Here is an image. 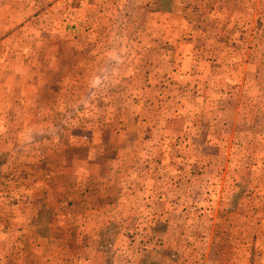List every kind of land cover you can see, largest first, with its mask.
Here are the masks:
<instances>
[{"label": "rangeland", "instance_id": "374dc122", "mask_svg": "<svg viewBox=\"0 0 264 264\" xmlns=\"http://www.w3.org/2000/svg\"><path fill=\"white\" fill-rule=\"evenodd\" d=\"M0 18L9 67L31 68L6 96L0 226L14 250L37 243L19 229L38 178V208L59 215L44 262L68 261L84 223L125 264H264V0H0ZM68 193L82 197L73 209ZM87 206L94 221L79 219Z\"/></svg>", "mask_w": 264, "mask_h": 264}, {"label": "crops", "instance_id": "0c3cea01", "mask_svg": "<svg viewBox=\"0 0 264 264\" xmlns=\"http://www.w3.org/2000/svg\"><path fill=\"white\" fill-rule=\"evenodd\" d=\"M12 26L13 24H11L10 19L7 18V20L3 21L0 18V35H3V33L6 34V31L11 29ZM3 37H5V35L0 37V206H1L0 211L1 212L3 211L5 219L8 218L10 220L11 219L10 214H8L9 216L6 215L8 206L11 203V198L8 194V189L10 188L6 186L7 184V182L5 181L6 177H4L3 175L9 170L10 165L9 164L7 165L6 162H8L7 158H9L13 152L10 149L9 144L11 142L10 137L12 136L11 128L13 124V117L11 116V113L13 110L12 105L14 104V102L11 99L10 95L8 98H6V96L14 88H27L28 71L31 68H29L28 66L27 67L25 66V71H24V69L23 70L22 69H12L9 67L10 60L8 58L6 50H4L3 48L5 45V41H3ZM33 68L36 69L38 68V66L35 65V67ZM14 83H16L17 85H14ZM41 87L43 88L48 87V84L44 85V81H43V83L41 84ZM19 106H20L19 111H21L22 113L20 114V117L23 119L21 123L25 122V124H28L30 118H28L27 111H26L27 103L21 100L19 101ZM36 107H38V103H36ZM22 137L23 139H26L27 135L23 134ZM21 141L23 140L21 139ZM88 157L90 159V158H93L94 155H91V153H89ZM89 161H93V160L90 159ZM74 165L75 164H73L70 167L71 171H74L76 169ZM23 166H25L26 168L25 171L27 172L28 171L34 172V173L43 172L42 168L38 170V167H36V169H33L26 165H23ZM86 171L88 172V170ZM73 173H75V171ZM74 176H76V174L72 175L71 177L73 184L74 182H76V180L74 179ZM89 180H93V178L90 177ZM25 183L26 185L22 189L24 188H26V190L28 188L35 189L36 192L33 198H31V195H29V197L25 196V197H21L20 199L24 201L23 204H26L27 201H29L30 203L34 202V204L36 205V210L30 216H27V218H24L25 227L20 228L19 230H20L21 236L23 235V238H29V240L30 238H35L37 243L35 244V247L33 249H30L28 248V246H26V242H25V244L22 245L21 248L19 249V252H17L18 249L14 250V246H17V245L16 244L12 245V241H11V239L13 240L12 227H10L9 225L7 226L4 225L1 228L0 226V254H3L4 256L2 260L3 262L0 264H62L63 260L60 261L57 257L53 259V256L51 258L46 256L45 258L46 262H44V254L46 252H49L50 250L55 251V249H58L57 247L58 245L53 242H57L59 240L57 239L58 237L54 235V233H51V234L45 233L43 229L45 227V221H50L49 223L50 231L51 229H54V228L57 230V226L59 225L58 224L59 221H57V219L59 215L53 214L50 218L49 217L45 218V216L43 215V212H41L40 208H38V206L40 207L41 205L45 203L44 198L41 195V191L43 189V183L40 180H38V178L35 181H30V182L26 181ZM92 189L93 188H91V190ZM23 193L26 194V191H23ZM68 197L70 199L68 204L69 206L72 205L71 206L72 209L74 208V206L80 204V201L82 198V197H78L70 193H68ZM84 203L88 204V202L84 201L82 204L84 206H85ZM88 211H89V208L87 206V208L83 212V216H80L79 219L83 217L86 220L91 221L93 219L98 218V216L94 215L92 209L90 212ZM70 217H72L73 221H77L76 214L70 215L69 218ZM42 222L44 223V226ZM86 226L83 223L81 225L79 224V228H75V223L71 224V230L69 232V236L77 235L78 237L80 236V238H85L86 241L82 245L78 244L75 246L74 245L69 246L67 250L68 251V261L63 262V263H68V264H125L122 261L123 257L120 255L121 253H124V252H120L118 250L117 244L105 245V243L102 242L103 240L100 235L98 239L92 240V237L89 235L91 231ZM3 230H8V233L7 234L4 233ZM104 232H107V230L105 229ZM86 237L89 239L87 240ZM9 241H11V243ZM93 242L95 245H93ZM166 250H168V248ZM12 251H13V254L20 253V255L17 258H14L13 255L10 254L12 253ZM163 251H165V249H163ZM176 251H177V248H176ZM143 253L141 252V254ZM141 254H139V256ZM135 255H138V252L135 253ZM148 255H149V251L148 253L146 252L144 256L141 255V258L148 259ZM118 256H121V257L118 258ZM169 261L170 260H168V262ZM141 263L142 262L139 261L136 264H141ZM150 263L151 262L148 261V264Z\"/></svg>", "mask_w": 264, "mask_h": 264}]
</instances>
